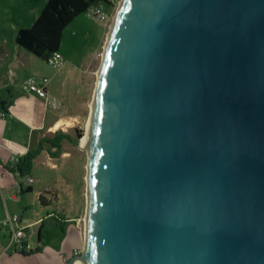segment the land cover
Instances as JSON below:
<instances>
[{
    "label": "water",
    "instance_id": "obj_1",
    "mask_svg": "<svg viewBox=\"0 0 264 264\" xmlns=\"http://www.w3.org/2000/svg\"><path fill=\"white\" fill-rule=\"evenodd\" d=\"M87 142V264H264V0H121Z\"/></svg>",
    "mask_w": 264,
    "mask_h": 264
},
{
    "label": "rangeland",
    "instance_id": "obj_2",
    "mask_svg": "<svg viewBox=\"0 0 264 264\" xmlns=\"http://www.w3.org/2000/svg\"><path fill=\"white\" fill-rule=\"evenodd\" d=\"M39 0H0V49L9 54L18 52L15 36L18 30L31 26L40 12L43 3ZM121 0H113L111 5L102 6L107 14V21L89 17L86 12L77 16L62 32L58 53L62 57L60 68L50 66L28 52L25 69L29 76L47 79L46 87L55 98L58 106L53 110L57 117L70 121V126H61L53 135L43 141L40 148L53 158L56 168H50L35 161L28 176L33 178V187L51 197L55 203L44 211L54 210L56 220L52 225L62 229L68 224H77L81 231L84 248V223L86 210V166L88 156L81 146L89 120L90 102L96 86L97 71L101 64L103 46L113 23ZM19 51L26 53L22 48ZM23 64V63H22ZM6 64H0V82L4 81ZM9 65V64H7ZM24 72H18L12 79V88L20 90ZM6 89L0 85V97L6 95ZM80 134L78 137L77 134ZM51 143H54L53 146ZM24 178H27L25 175ZM53 193V194H52ZM52 194V195H51ZM2 200V197H0ZM28 217L36 219L35 212L40 204L35 195L28 192ZM41 214V213H40ZM45 215V214H43ZM40 216V215H39ZM0 241L9 242L7 232L0 228Z\"/></svg>",
    "mask_w": 264,
    "mask_h": 264
},
{
    "label": "crops",
    "instance_id": "obj_3",
    "mask_svg": "<svg viewBox=\"0 0 264 264\" xmlns=\"http://www.w3.org/2000/svg\"><path fill=\"white\" fill-rule=\"evenodd\" d=\"M45 2L46 0L37 2L38 5L43 3L40 4L42 5L40 9ZM17 48L16 55L9 54L4 49L0 51V64H6L3 66L5 78L0 85L7 92L6 95L0 97V100L4 98L7 103L6 112H2L0 106V197H2V200L0 198V223L8 214H18L20 217L18 224L26 228V240L34 244L35 250L25 253L20 245L8 246L9 242L5 244L0 241V264H66L74 257V251L83 247L79 226L74 223L68 224L60 236L39 244L37 243L39 226L41 224L50 226L55 219L60 220L53 215L54 210L47 211L52 205L56 207L55 201L41 190H36L31 184L30 192L35 195L40 204V209L35 212L37 218L31 219L28 217V188L20 194H8L17 184L26 179L13 171V163L10 160L12 155L24 156L30 153L33 155L32 163L39 161L42 165L56 168L52 163L53 158L49 157L48 152L40 147L43 141L55 135L56 130L53 131L52 126L60 119L48 103L52 94L47 87V98H40L33 93L25 92L23 88L20 90L12 88V79L18 72L25 73L22 76L21 87L23 80L28 76L25 66L30 55L27 52H20L21 47L18 45ZM9 90L11 96H8ZM43 208L47 210L44 211ZM5 247L7 249L3 252Z\"/></svg>",
    "mask_w": 264,
    "mask_h": 264
},
{
    "label": "trees",
    "instance_id": "obj_4",
    "mask_svg": "<svg viewBox=\"0 0 264 264\" xmlns=\"http://www.w3.org/2000/svg\"><path fill=\"white\" fill-rule=\"evenodd\" d=\"M107 0H46L37 17L28 28L18 30L15 36L16 44L27 53L47 61L54 52H58L62 32L77 16L86 12L92 6L111 5ZM1 51V49H0ZM8 96H11L10 90ZM2 112H6L7 103L0 100ZM59 131L55 132L58 135ZM80 137V134H77ZM53 146L54 143H51ZM33 155L28 153L20 158L17 173L25 176L30 173ZM14 171V169H13ZM30 192V187H28ZM41 203L43 200L39 196ZM64 229L60 225L41 224L37 231L38 242L46 243L53 237L60 236ZM39 249V248H38Z\"/></svg>",
    "mask_w": 264,
    "mask_h": 264
},
{
    "label": "built area",
    "instance_id": "obj_5",
    "mask_svg": "<svg viewBox=\"0 0 264 264\" xmlns=\"http://www.w3.org/2000/svg\"><path fill=\"white\" fill-rule=\"evenodd\" d=\"M109 2H113V0H107ZM87 15L89 17H92L94 19H98L99 21H107V14L103 10L102 6H92L86 11ZM62 57L58 52H54L50 58H48L47 63L54 67V68H60L62 65ZM47 79L43 78L41 81H39V78H36L34 76H27L23 82H22V88L25 92L33 93L36 96L40 98H47V90H46V84ZM49 105L52 109H57L58 103L55 98L49 99ZM22 156L19 155H12L10 157V160L13 163V169L17 172V165L19 164V160ZM27 178L22 183H19L15 186L13 191L8 192V194H20L21 192L25 191L30 185L33 183V178L31 176L26 175ZM20 220V217L18 214H8L6 218L0 223V226L2 229H4L8 234L9 243L8 246L11 244H17L20 245L22 248V251L25 253H30L35 250V246L32 242H27V234H26V228L19 226L18 222ZM7 247L3 248V252ZM83 254V249H76L74 251V257H75V263L74 264H80L77 260L80 259V257Z\"/></svg>",
    "mask_w": 264,
    "mask_h": 264
},
{
    "label": "bare ground",
    "instance_id": "obj_6",
    "mask_svg": "<svg viewBox=\"0 0 264 264\" xmlns=\"http://www.w3.org/2000/svg\"><path fill=\"white\" fill-rule=\"evenodd\" d=\"M112 25L110 26V30H111ZM110 30L107 34L104 46H103V52H104V47L107 43L108 37H109V33ZM103 52L101 54V60L103 58ZM100 69V67H99ZM98 74H99V70L97 71L96 75H97V79H98ZM97 84V81H96ZM96 89V86H95ZM95 89L92 95V99L90 102V111H89V120L87 122L86 125V131H85V135L83 136L82 140H81V146L84 149V151H86L87 156H88V163L86 166V175H85V182H86V210H85V214H84V218H83V223H84V240L86 239V233H87V219H88V213H87V202H88V197H87V188H88V166H89V147H88V142H87V136H88V131H89V126H90V120H91V114H92V107H93V100H94V94H95ZM70 121L65 120L63 118H60L56 121V123L52 126V130H57L58 128H60L61 126H70ZM84 248H85V256L82 259L77 260L78 262H80V264H87L86 259V241H84Z\"/></svg>",
    "mask_w": 264,
    "mask_h": 264
}]
</instances>
